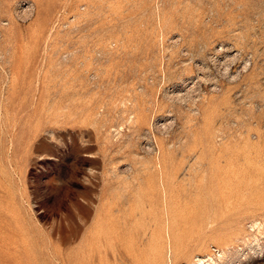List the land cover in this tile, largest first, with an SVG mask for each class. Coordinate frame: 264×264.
I'll use <instances>...</instances> for the list:
<instances>
[{
	"label": "rangeland",
	"instance_id": "1",
	"mask_svg": "<svg viewBox=\"0 0 264 264\" xmlns=\"http://www.w3.org/2000/svg\"><path fill=\"white\" fill-rule=\"evenodd\" d=\"M0 264H264V0H0Z\"/></svg>",
	"mask_w": 264,
	"mask_h": 264
},
{
	"label": "bare ground",
	"instance_id": "2",
	"mask_svg": "<svg viewBox=\"0 0 264 264\" xmlns=\"http://www.w3.org/2000/svg\"><path fill=\"white\" fill-rule=\"evenodd\" d=\"M219 50L225 52V54L220 59L219 58H216V59L214 58V60H212V63L214 65L215 70H217V71L223 70V71H226L227 72L229 70V66L232 64V62L230 61V59L233 58V55H231V53H230L231 52V49H229V47L228 48H226V47L223 48L222 47ZM216 53H218V51H216ZM203 65L201 67H203ZM200 70L201 69L199 68L198 69V72L202 73V71H200ZM196 77H197V81H194V82H193V78H191L190 80H183L178 90H180V91L185 90L187 92L189 89H193V88L194 89H197L196 88V85L200 81L205 82V84L208 83L211 86L216 85V83H215V77L214 76L213 77H210V76L208 77L205 74H202V75L199 74ZM190 82H193V84L190 87H188ZM199 260H201V259H199ZM199 260H197V261H199Z\"/></svg>",
	"mask_w": 264,
	"mask_h": 264
}]
</instances>
